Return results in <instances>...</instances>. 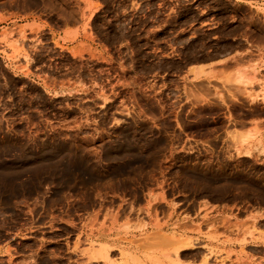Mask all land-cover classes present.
<instances>
[{
    "label": "rangeland",
    "instance_id": "rangeland-1",
    "mask_svg": "<svg viewBox=\"0 0 264 264\" xmlns=\"http://www.w3.org/2000/svg\"><path fill=\"white\" fill-rule=\"evenodd\" d=\"M241 1L0 0V264H191L199 204L264 219V9Z\"/></svg>",
    "mask_w": 264,
    "mask_h": 264
},
{
    "label": "crops",
    "instance_id": "crops-1",
    "mask_svg": "<svg viewBox=\"0 0 264 264\" xmlns=\"http://www.w3.org/2000/svg\"><path fill=\"white\" fill-rule=\"evenodd\" d=\"M236 1L243 2L241 0ZM244 3L247 7L254 10L264 9V0H246V2ZM204 29H212L211 23L205 22ZM257 48V50L264 52V45H259ZM251 49L254 51L256 50L255 48L246 47L238 53L245 54L246 52L251 51ZM231 59L232 56L214 58L196 64L195 66L198 67L199 65H204V70H215L226 65L229 61H231ZM253 121H255V125L258 127L257 129L259 133L264 135V115L259 116V118L254 119ZM212 206L215 207V205ZM205 210H207L209 213L208 215H210L207 219L202 218L206 215L204 214ZM258 213H260V211L247 212L240 215L239 211L237 210L220 211L219 209L218 211L214 208L207 207L202 203L199 204L197 206V221H193V224L200 225L202 233H197L193 236L194 239H197L198 241L194 248L182 249L179 251L178 256L180 261L184 263L201 264L203 256L209 254L210 249H217L229 254L230 259L227 261V264H264V229L261 224L262 222H264V219L256 217ZM218 217L229 218L230 225L228 224L226 225V227H220L217 232L218 234H216V236H214L213 238H210L208 236L209 231L206 230L207 226H204L203 224L211 222ZM253 218L254 221L252 222ZM184 222H186V220L182 219L174 221L173 224H182ZM236 223L243 225L240 231L233 229V224ZM244 226H246L247 229H243ZM253 228H255L256 232L252 230ZM168 234L170 235L171 232H168ZM184 236H186V234ZM100 238L109 240L115 245L123 244L119 241V239L115 237V235H111L108 233H106L105 235H101ZM6 249V245H0V254L6 256V253L3 252ZM138 250L141 251L140 248H138ZM212 259L213 257L209 258L210 261Z\"/></svg>",
    "mask_w": 264,
    "mask_h": 264
}]
</instances>
